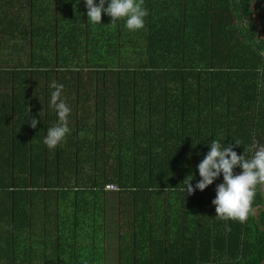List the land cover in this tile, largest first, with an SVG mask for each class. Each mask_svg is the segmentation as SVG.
Here are the masks:
<instances>
[{
	"label": "trees",
	"instance_id": "trees-1",
	"mask_svg": "<svg viewBox=\"0 0 264 264\" xmlns=\"http://www.w3.org/2000/svg\"><path fill=\"white\" fill-rule=\"evenodd\" d=\"M255 3L256 0H225L224 11L230 15V28L225 29V32L220 21H215L209 33L199 38L200 50L203 47L204 51L199 52L200 61L208 60V63H205L207 67L190 66L191 62L188 59L192 57L193 50V57L197 51V48L191 45L193 37L168 34L147 38V51L142 53L147 56V61L137 66L139 68H131L128 71L131 76L147 80L137 84V91L145 85L154 86L149 80L156 75L168 76L176 88L180 87L182 92L191 89L192 94H198L200 108L195 111H200V116L199 119L196 117L199 127L195 126L194 118L188 121L191 110L177 117L179 119L176 118L179 122L176 124L178 129L175 138L180 139L178 140L180 149H171L166 155L145 153L141 161L143 168L137 169L131 184L123 183V179L115 180L123 189L130 190L134 203L143 205L142 211L149 214V217L147 215L145 218L146 222L142 220L144 224L142 223L140 234L145 235L144 228L147 227L146 230L150 236L133 237L129 244L130 250L127 252L124 250L123 260L126 264L264 263V186L257 187L251 212L244 223H239L215 218L216 212L212 201L216 196V185L222 182V177L203 192L195 190L192 194L196 203H199V212L192 210L188 200L184 198L189 195L186 194V186L182 184L190 174L195 176L192 181L193 187L199 181L197 165L208 152V145L214 139L225 144L239 140L241 146L234 149L238 155L243 154L244 150L253 143L264 144V136L260 135L259 130L262 128L261 122L259 123L251 111L253 103L261 102L258 99L261 95L260 86L264 87V53L261 54L262 51L264 52V25L263 21L260 22L264 0H258L260 29L255 20ZM246 19L251 21L249 27L244 24ZM163 56L164 60L161 64L159 60ZM165 58H168L169 62ZM98 59L101 58L98 57ZM102 67V65L96 66L93 70H97V74L88 76L113 78L111 77L113 74H109L111 70ZM35 70L40 73L45 72V77L49 79L54 76L56 83L63 86L68 77H82L64 74L65 68L56 66L36 68L28 75L27 80H31ZM102 70L105 75H101ZM24 71L22 70L21 74L24 75ZM119 71L122 72L121 69ZM202 71L207 73L211 71L210 76L206 73V77H201L202 79L196 82ZM114 77L120 76L114 74ZM28 85L27 82L25 86L31 91ZM66 85L75 86V88L78 86L77 83ZM119 85L122 86V84ZM25 90L24 87L23 91ZM46 90L51 92L53 89ZM64 91L66 89H63ZM203 95L209 96L210 102L204 104V100L201 99ZM189 96L191 97L190 94ZM233 98L241 101L236 105H228ZM246 100H250L251 104H246ZM211 104L212 110H207L205 106H211ZM222 105L225 106L224 109L220 108ZM31 117L35 116L28 112V115L20 122V126L11 128L8 124L2 123L0 127V264H44L47 262L44 260L47 253H39L37 247L47 246L48 241H42V239L48 236L49 231L44 227L42 230L34 228V224L31 223L34 217L39 215L38 224L40 219L44 220L47 217L45 214L49 212L45 208L39 212L42 207L40 205L43 203L47 205L48 199L38 195L39 202L36 204L34 191L50 187L47 181H44L48 172L47 166L42 165L45 162H39L40 158L33 154L34 143L31 141V136H35L38 130L31 127ZM231 117L233 119H230ZM189 126H192L190 136L185 138ZM24 134L28 136L25 137ZM182 136H184L183 139ZM188 139L190 149L186 150ZM45 152H47L46 149L43 150L42 158L47 159ZM234 171L239 173L240 169L237 168ZM165 190H170L173 195L184 190L180 209H176L174 202L169 207L168 213L166 195L171 194L170 192L166 194ZM186 208L189 209V215L190 210L193 211L194 220H188ZM161 212L162 217L159 215ZM158 227L161 231L159 237H156L153 235V228ZM36 235H40V244L33 241ZM56 245L57 250L66 254V259L63 260L58 254L57 264H96L94 259L96 247L82 245L76 248L73 244L65 247L62 244ZM67 250H71V253ZM82 258L86 259L81 260ZM45 264H56V261L49 260Z\"/></svg>",
	"mask_w": 264,
	"mask_h": 264
},
{
	"label": "crops",
	"instance_id": "crops-1",
	"mask_svg": "<svg viewBox=\"0 0 264 264\" xmlns=\"http://www.w3.org/2000/svg\"><path fill=\"white\" fill-rule=\"evenodd\" d=\"M224 5L225 0H143V7L148 12L145 17V26L139 31L129 32L124 28L123 20L111 24V18L106 15H102L101 24L87 22V8L83 0L79 3L77 0H0V42L2 40L6 44L10 39L11 46L23 47H15V49H20L21 53L31 50V53H28L31 55L30 64L34 68H43L39 67L42 64L36 65L37 61L47 59L49 62H59L61 52H67L66 42L63 45H60L58 41L55 43L53 38L55 36L124 37V41H128L127 44L130 46L136 42L134 37H137L139 39L136 43L137 50L142 54L147 51V38L150 36L190 35L193 37L192 47L197 48L195 56L193 57V50L192 57L188 59L191 62L190 66L201 68L207 67L205 63H208V60L200 61L199 52L203 51V47L200 50L199 38L209 33L215 21H220L225 32V29L230 28V15L224 11L226 7ZM6 33L14 36L6 39L7 36H4ZM35 37L43 39L41 52L37 56V53L31 49L35 44ZM131 38L134 41H130ZM28 46L30 48H25ZM44 52L47 54L45 55ZM24 57L25 55L20 54L14 60L9 57L10 61H8L7 57L5 61H0V127L2 123L3 125L8 124L11 128L20 126V122L28 115V112L40 121L35 128L38 132L35 136H31V141L39 143L37 146L39 152L36 156L40 158L39 162H45L42 165L47 166L48 172L44 181H47L50 187L41 191L46 193L52 189L54 193L51 194L50 199L45 196L48 199L47 205L41 203L42 207L39 212H42V208L50 211L52 207L59 211L61 204L71 210L70 214L63 216L66 225L54 224V229H57L55 231L56 244H62V239L67 236V239L71 238L73 245L77 242V238L81 236L87 238L93 230V226L87 225L88 217L94 219L95 228L97 224L99 225L104 212L108 216L114 211L119 213V230L112 232L110 226L107 231L108 241L113 240L112 236H117L116 232L119 233L118 239H124L126 224L123 221L126 220L128 223V220L132 218L134 223L141 219L146 222V212L142 211L143 205L134 203V198H131L132 194L129 193L130 190L126 191L115 180L123 179V183L131 184L137 169L143 168L141 161L145 153L166 155L171 149L181 148L178 142L179 137L175 138L178 129L176 124L179 122L176 118L185 115L189 110H191V117H188V121L193 120L194 113L198 116L200 111L194 112L200 108L199 100H197L198 94H192L191 89L182 92L180 87L176 88L168 76H154L149 80L154 86L151 88L145 86L138 91L137 84L147 80L131 75L110 79L88 75L78 78L68 77L65 85L78 84L77 88L72 86L69 91L62 93V98L71 109L69 116L71 133L65 142L52 151V158L45 152L47 157L45 159V157L42 158L43 148L45 147L46 151L48 148L43 144V138L46 135V129L57 122L56 112L48 106L50 92L46 89H51L49 85L53 81L56 82V79L55 77L40 79V83L44 85L41 91H34L33 88L31 91H23L25 84L30 82L21 74L22 70L26 69V64L29 63L28 59L24 61ZM163 58L164 56L159 60L161 64H163ZM64 59L68 61L66 56H63L62 60ZM165 59L169 62L168 58ZM185 64H183L184 67H187ZM206 73L202 71L199 74L200 77L198 75V80L195 81L198 82L202 79L201 77H206ZM210 73L211 71L207 74ZM130 84L133 86H128ZM258 99L261 100L260 96ZM205 107L207 110H212V104ZM24 136L28 135L24 134ZM189 147L188 139L186 150L190 149ZM49 164H53L51 171ZM109 184L117 185L122 191L105 190V186ZM67 187L75 190L76 194L71 195L68 191L63 195L55 193V190L61 191ZM183 191L173 195L170 190H165L166 194L169 192L171 194L166 195L169 202H165L168 213L169 207L174 202L176 209H180L184 198L188 200L192 210L199 212V203H196L193 195L183 198ZM108 192H117L118 195H106ZM105 205L110 207H105ZM192 210L189 215V209L186 208L188 217L194 220ZM79 213L86 214L85 218L77 217ZM87 213H90V216ZM159 215L162 217L163 213ZM64 226L65 229L62 230ZM84 226H86L85 229ZM146 228H144L145 235L135 231L134 237L139 234L146 238L148 235ZM115 229H117V224ZM132 239L133 237L129 240L132 241ZM129 244L131 242L127 245ZM88 246L92 248V245ZM120 249L122 250L117 253L116 264H126L123 260L125 249L122 243Z\"/></svg>",
	"mask_w": 264,
	"mask_h": 264
},
{
	"label": "rangeland",
	"instance_id": "rangeland-1",
	"mask_svg": "<svg viewBox=\"0 0 264 264\" xmlns=\"http://www.w3.org/2000/svg\"><path fill=\"white\" fill-rule=\"evenodd\" d=\"M261 9H262V12L264 14V3L262 4ZM263 14H262V16H260V22L262 23V21H263V25H264V15ZM8 15H10V14H8ZM249 20L246 19L244 22L246 27H249L251 25V24L249 25V22H251ZM7 33H8V31H7ZM7 33H6V35L2 34L4 36H7V37H5L6 39H9L10 37L14 36V35H7ZM53 38H54V42L57 43V41H58L60 43V45H63V43L66 42L67 52H61V60L59 62H56V61L55 62H49V60H47V59L46 60L40 59L39 61H37L36 65L42 64L39 67H48V68H52V67H56V66L57 67H64L66 70L64 74L68 73V74L80 75V76L96 75L97 70H93V69L96 68V66H98V65H102L103 66L102 68H108L109 70H111V72H109V74H113V75H111V77H114V74H116V76H120V77H127L128 75H131L128 72L129 69L139 68L137 66H139L140 64L145 63L147 61L146 56H144L143 54H141V52H139L137 50L138 45H136V43L139 41V39L137 37H134L136 39V42L134 44H131V46L129 44H127L128 41H124V37H102V36L96 37V36L91 35V36H85V37H81V36H74V37L55 36ZM53 38H52V41H53ZM34 40H35V44L31 47V49L37 53L36 54V56H37L39 54V52H41L40 51L42 48L41 43H42L43 39H42V37H39V38L35 37ZM8 41L9 42H7L6 44H4V42H2V40L0 42V61H5V59L7 57H8V61H10L9 57H12V60H14L15 58L19 57L20 54H22L23 56L25 55L24 61L28 59L27 61L29 62L27 64L25 63L27 65L25 71H28V72L24 71V78L27 79L28 75L34 69H36L33 67V65L30 64L31 60H29V57L31 55L28 53L29 52L31 53V50H26V51H24V53H21L20 49H15V47L23 48L22 46H19V45L18 46H11L10 39ZM130 41H134V39L131 38ZM140 46L142 47V44ZM25 48H30V46L25 47ZM86 49H87V51H86ZM263 53L264 52L262 51L261 54H263ZM44 54L46 55L47 52H44ZM49 54H52V53L49 52ZM63 56H66V58L68 59V61L66 63H64L62 60ZM98 57H100L101 59H98ZM85 58H87L88 60H86ZM2 59H4V60H2ZM41 62H43V63H41ZM44 63L50 64V65L47 66ZM28 64H30V65H28ZM108 66H110V67H108ZM77 69H80L79 70L80 72ZM120 69L122 70V72L119 71ZM53 73L55 74V72H53ZM87 73H89V74H87ZM2 74H5V73L2 72ZM45 75H46L45 72L40 73V72L35 70L34 74L31 76V80H29L30 82H28L29 83L28 87L30 89L33 88L34 91H41L44 85H42L40 83V79L45 78ZM101 75H105L103 70H102ZM156 76H159V75H156ZM24 87L26 89L25 91H29L26 86H24ZM69 88L70 87L67 85L63 86V89H66L67 91H69ZM150 88H151V86H150ZM260 91H261L260 99L264 100V87L263 86H260ZM201 99L204 100V102H203L204 104L210 102L209 96L203 95L201 97ZM239 101H241V100L238 98H233V100L229 104L227 101L226 102L228 105L232 106V105L238 104ZM261 102L256 101L255 104L253 103L251 105V111H253V115H255V117L258 119L259 123L261 122L262 128L261 129L259 128V130L261 131L260 135L264 136V126H263L264 125V101H261ZM245 103L249 105V104H251V101L246 100ZM220 108L224 109L225 106L222 105ZM194 112H198V111H194ZM249 113H251V112L249 111ZM199 116H200L199 113H198V116L194 113L193 122L195 123L196 127H199L198 124L196 123L197 119H199ZM196 117H197V119H196ZM177 119H179V118H177ZM230 119H233V117H231ZM209 127L211 128V125H209ZM190 129H191V126H189L188 129L186 130L187 138H189V136H190ZM38 144H39L38 142H34V146H33V154L34 155H36L39 152V149L37 148ZM44 148H43V150H45ZM47 153L50 155V158H52V156H51L52 151H50L48 149ZM49 161H52V160L49 159ZM52 169H53V164H49V170L51 171ZM61 184L64 185L63 183H61ZM66 191H68L71 195L76 194V191L73 190L72 188H69V187L62 189L61 191L55 190V193L59 194V195H63V194H65ZM53 193L54 192L52 189H50L49 191H46V193L42 192L40 189L34 191L33 196L35 197V203L37 204L39 202L38 201V195L42 196L43 198H45V196H46L50 199L52 197ZM115 194L118 195L117 192H108L106 195H115ZM55 204H56V201H55ZM59 206H60L59 211H56V209L54 207H52V209L45 214L47 217L44 218V220L40 219L38 224H37V221H38L39 215L37 217H34V220H32V222H31L32 224H34V228L37 227V229L39 228L40 230H42V228L44 227L50 233L49 236H47V237L44 236V238L42 239V241H48L47 246L41 247V245H40L37 247L38 248L37 250L39 251V253H42V254L47 253L46 258L44 259L47 261L45 263H48L49 260H51L53 262L56 261V264H57L58 254L60 255L62 260L66 259L65 252L57 250V245H56L57 234H55V231H57V229H54V224H56V225L60 224V226H63V224L66 225V223L63 220V216H67L68 214H70L71 210L66 208L62 204ZM105 207H110V206L105 205ZM200 212H201V210H200ZM87 214H88V216H90V213H87ZM85 215L86 214H84V213H79V215H77V217L85 218ZM147 215L149 217V214H145L146 217H147ZM93 217H95V216H93ZM118 218H119L118 211H114V213H112V214L110 213V215H108V216L104 212L101 215V220L96 217V219L100 220V223H99V225L97 224L94 228V219L88 217L87 225L93 226V230H91V233L89 234V236H87V238L84 236L77 238V242L74 244V246L76 248L80 247V246L82 247V245L95 246L96 247V253H95L96 258H94V259L96 260V264H116L117 263V257H118L117 253L122 250V249H120L121 243L124 245V249L127 252L128 248H130V245H127V244L131 242L129 239L134 237L133 234L135 233V231L137 233H139L140 231L142 232V227L144 224L142 219L136 223L132 222V218L128 220V223L126 222V220H124L123 222L126 224L125 225L126 229H124V232H125L124 235L126 237L122 240L118 239L119 233L116 232L117 236H112L113 240L108 241V238H107L108 228L111 226L112 232L114 230H119ZM48 219H50L49 223H47ZM99 220H97V221H99ZM188 220L191 221L192 219L188 218ZM52 221H54V223H51ZM116 224H117V229H115ZM128 225H129V227L127 228ZM85 228H86V226H84V229ZM61 229L64 230L65 226L62 227ZM158 229H159V227L157 229L153 228V235L156 237H159V234L161 231V229H159V230ZM146 232H147V230H146ZM37 234H38V232H37ZM70 235H72V234H70ZM39 236L40 235H36V237H33V241L36 244H40L39 243V240H40ZM147 236H150L149 232H148ZM63 237H65V236H63ZM69 237H72V236H69ZM137 237L140 238L139 234L137 235ZM67 238H68V236L62 239V246L63 247L70 245L72 243L71 238L70 239H67ZM75 240H76V238H75ZM90 243H92V244H90ZM67 251L69 253H71V250H67ZM89 258H90V256L88 257V259ZM84 259H86V258H82L81 260H84Z\"/></svg>",
	"mask_w": 264,
	"mask_h": 264
},
{
	"label": "clouds",
	"instance_id": "clouds-1",
	"mask_svg": "<svg viewBox=\"0 0 264 264\" xmlns=\"http://www.w3.org/2000/svg\"><path fill=\"white\" fill-rule=\"evenodd\" d=\"M83 3L87 8L89 23L101 24L102 15H106L111 18V24L123 20L124 28L129 32L139 31L145 26L148 12L143 7V0H83ZM49 87L53 90L48 106L56 112L57 122L46 129L43 144L53 151L71 133V109L62 98L63 85L53 81ZM38 123L40 121L37 118H30L32 128H36ZM239 146V140L227 144L212 140L208 152L197 165L199 181L193 187L195 176L190 174L182 184L186 186V194L192 195L195 190L203 192L222 177V182L216 185V196L212 201L215 218L244 223L251 212L257 187L264 186V144L253 143L243 154L238 155L234 149ZM237 168L240 169L239 173L234 171Z\"/></svg>",
	"mask_w": 264,
	"mask_h": 264
},
{
	"label": "built area",
	"instance_id": "built-area-1",
	"mask_svg": "<svg viewBox=\"0 0 264 264\" xmlns=\"http://www.w3.org/2000/svg\"><path fill=\"white\" fill-rule=\"evenodd\" d=\"M105 190H112V191H122V189L120 187H118L117 185H114V184H109L107 186H105L104 188Z\"/></svg>",
	"mask_w": 264,
	"mask_h": 264
},
{
	"label": "water",
	"instance_id": "water-1",
	"mask_svg": "<svg viewBox=\"0 0 264 264\" xmlns=\"http://www.w3.org/2000/svg\"><path fill=\"white\" fill-rule=\"evenodd\" d=\"M258 0H256V3H255V6H254V10H255V20L257 22V25H258V28H259V23H258V12H257V9H258ZM260 29V28H259ZM264 264V263H263Z\"/></svg>",
	"mask_w": 264,
	"mask_h": 264
}]
</instances>
